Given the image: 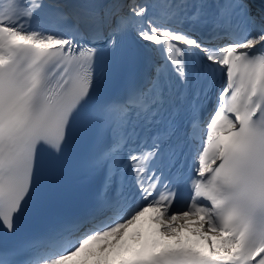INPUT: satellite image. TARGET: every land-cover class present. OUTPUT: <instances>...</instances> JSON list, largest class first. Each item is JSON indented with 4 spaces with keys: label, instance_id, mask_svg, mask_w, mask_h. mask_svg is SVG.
I'll return each mask as SVG.
<instances>
[{
    "label": "snow or ice",
    "instance_id": "snow-or-ice-1",
    "mask_svg": "<svg viewBox=\"0 0 264 264\" xmlns=\"http://www.w3.org/2000/svg\"><path fill=\"white\" fill-rule=\"evenodd\" d=\"M0 264H264V0H0Z\"/></svg>",
    "mask_w": 264,
    "mask_h": 264
},
{
    "label": "bare ground",
    "instance_id": "bare-ground-1",
    "mask_svg": "<svg viewBox=\"0 0 264 264\" xmlns=\"http://www.w3.org/2000/svg\"><path fill=\"white\" fill-rule=\"evenodd\" d=\"M178 223H184V222H183V221H178ZM184 232L190 234V233H189V230H187V229H186Z\"/></svg>",
    "mask_w": 264,
    "mask_h": 264
}]
</instances>
